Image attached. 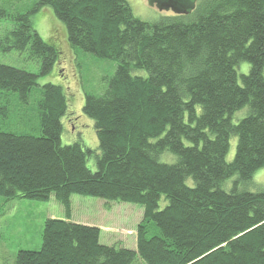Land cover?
Here are the masks:
<instances>
[{
	"label": "trees",
	"instance_id": "trees-1",
	"mask_svg": "<svg viewBox=\"0 0 264 264\" xmlns=\"http://www.w3.org/2000/svg\"><path fill=\"white\" fill-rule=\"evenodd\" d=\"M43 7L70 47L118 61L105 88L83 93L95 170L92 149L61 142L66 89L38 84L61 55L33 28ZM10 21L0 49L27 51L39 74L0 63V111L38 88L40 136L0 130V197L53 198L65 213L46 219L40 249L18 251L14 264H264V191L248 185L264 168V0H200L155 23L127 0H33ZM74 194L142 206L136 248L102 245L99 228L70 221Z\"/></svg>",
	"mask_w": 264,
	"mask_h": 264
},
{
	"label": "rangeland",
	"instance_id": "rangeland-1",
	"mask_svg": "<svg viewBox=\"0 0 264 264\" xmlns=\"http://www.w3.org/2000/svg\"><path fill=\"white\" fill-rule=\"evenodd\" d=\"M127 1L134 15L148 23L175 16L169 10H158L147 0ZM199 1L196 0L195 6ZM32 3L33 0H0V39L13 27L10 15L24 13ZM31 18L33 28L39 35L44 39L53 37L61 49L54 73L38 76L39 85L50 82L64 87L67 91L68 111L66 117L62 118L65 125L61 142L63 145H70L80 141L92 149L93 153L88 158L87 165L91 170H95V155L99 156L98 141L93 121L82 113L83 93H98L105 88V79L113 75L118 61L102 59L70 47L66 40L64 24L48 7H43ZM0 63L39 74V63L30 58L27 51L0 49ZM248 71L249 64L240 62L237 67L238 74H247ZM36 89L38 88L34 90ZM34 90L27 103H20L15 94L9 95L3 104L7 111H0L1 131L40 136L37 94ZM238 120L233 118L234 123ZM235 142L236 139L232 137L227 161L233 158ZM253 179L258 182L251 181L248 185L253 187L257 184L258 190L264 191V168L256 171ZM70 205L69 220L99 228L100 244L131 250L136 248V229L143 217V207L139 204L107 202L92 196L74 194L70 197ZM161 205L163 202L160 207ZM48 218H65L63 207L53 198L38 202L19 198L5 201L0 197V264H14L20 250L38 251L41 247L44 221ZM133 264L144 263L138 259Z\"/></svg>",
	"mask_w": 264,
	"mask_h": 264
},
{
	"label": "water",
	"instance_id": "water-1",
	"mask_svg": "<svg viewBox=\"0 0 264 264\" xmlns=\"http://www.w3.org/2000/svg\"><path fill=\"white\" fill-rule=\"evenodd\" d=\"M160 11H171L173 15H187L195 8L196 0H147Z\"/></svg>",
	"mask_w": 264,
	"mask_h": 264
}]
</instances>
